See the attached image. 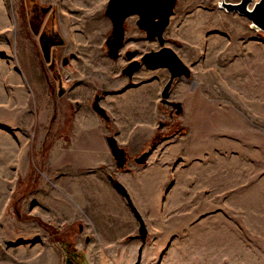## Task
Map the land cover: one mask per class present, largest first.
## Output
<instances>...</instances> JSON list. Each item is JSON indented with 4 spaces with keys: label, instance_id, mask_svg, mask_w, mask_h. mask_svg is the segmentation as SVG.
Listing matches in <instances>:
<instances>
[{
    "label": "rangeland",
    "instance_id": "rangeland-1",
    "mask_svg": "<svg viewBox=\"0 0 264 264\" xmlns=\"http://www.w3.org/2000/svg\"><path fill=\"white\" fill-rule=\"evenodd\" d=\"M217 2L177 0L163 33L164 44L191 57L188 65L197 88L191 98L202 112L191 119L194 127L182 125L183 114L158 133L201 138L205 148L196 176L199 184L190 192L174 171L168 180L174 177L175 185L167 193H137L141 203L149 204L150 197L155 202L147 212L157 231L147 229L145 242L162 245L164 255L153 257V264H264V33ZM106 3L0 0V264H30L34 237L59 255L64 248L60 264H81L65 254L74 248L83 225L71 213L72 206L80 211L76 200L61 190L69 208L60 219L45 217L40 208L45 196H58L52 192L50 185L56 182L48 169H53L49 156L56 137L70 133L65 130L72 117L66 92L104 88L103 81L120 75L128 59L126 47L136 55L160 47L133 24L137 33L125 37L117 58L108 56L105 39L111 23L104 14ZM136 17L132 14L126 21L132 24ZM148 72L162 82L168 75L165 68ZM192 100L186 98L185 104L189 107ZM180 164L174 161L172 166L178 169ZM91 184L97 195L104 192L97 178ZM58 219L64 223L56 224ZM167 229L173 235H166ZM136 257L115 260L133 264Z\"/></svg>",
    "mask_w": 264,
    "mask_h": 264
},
{
    "label": "crops",
    "instance_id": "crops-1",
    "mask_svg": "<svg viewBox=\"0 0 264 264\" xmlns=\"http://www.w3.org/2000/svg\"><path fill=\"white\" fill-rule=\"evenodd\" d=\"M106 20L110 22L108 18ZM126 23L124 37L129 34L135 35L137 32L133 28V23L127 21ZM209 43H206V47ZM173 50L187 65L191 63L189 61L191 57L186 50ZM162 84L159 77H154L152 72L144 69L135 70L131 81L122 75L103 81L102 85L108 92L101 97L100 104L109 116V125L89 106L90 96L95 87L92 92L88 90L86 94H80L74 89L66 92L65 100L72 109V117L68 123L69 129L65 127V130L66 132L70 130V133H60L61 135L56 137L54 152L49 156L53 169H48V172L56 182L50 186L52 192L58 196H45L44 203L40 202V208L41 214L45 217L60 219L65 216L64 210L69 208L61 192L65 190L64 194L68 192L76 200L80 211L72 206L71 213L80 217L83 225H79L80 233L76 235L74 248L71 251L65 249V254L74 260H80L81 264H117L116 257L137 256L139 249L138 264H153V257L164 255L162 245L159 248L158 245L156 247L146 242L142 243L137 237V220L125 198L114 188L110 177L126 188L136 209L141 210L143 217L147 218L144 224L150 233L157 230L147 209H154L155 202H152L150 197L149 204L141 203L137 196L138 191L142 189L148 193L153 190L167 193L175 185L174 177L173 180H168L174 171L177 172L176 177L178 175L180 179L179 183L184 181L185 192H190V187L197 183L196 176L201 170L200 161L204 157L205 148L202 147L201 138L165 137L150 150L143 164L128 161V169L116 166L105 140V136L111 132L118 145L124 147L130 155L138 154L154 133L158 120L166 117L159 103ZM194 87L188 90L184 82H178L174 97L185 102L186 98L192 100L191 96H196L197 88ZM185 111L187 116L184 117V123L189 128L194 127L191 119L201 116L200 103L192 100L189 107L185 104ZM174 161L181 163L178 169L177 165L172 166ZM94 178L102 184L104 190L102 194L95 193L96 185L91 184ZM70 189H77L79 193L73 195ZM59 219L54 222L56 224L61 222ZM173 233L172 231L168 233L167 229L166 235L171 236ZM128 235L131 237L129 241L125 239ZM169 236H166V239ZM29 250L30 264H60L64 258L62 246L59 255L52 245L44 247L41 239L35 237L29 245ZM96 257L99 258L97 262L93 259ZM105 258H113V262L108 263ZM154 264H159V261Z\"/></svg>",
    "mask_w": 264,
    "mask_h": 264
},
{
    "label": "water",
    "instance_id": "water-1",
    "mask_svg": "<svg viewBox=\"0 0 264 264\" xmlns=\"http://www.w3.org/2000/svg\"><path fill=\"white\" fill-rule=\"evenodd\" d=\"M175 2L176 0H107L104 9V14L109 18L112 25L111 32L105 39L107 54L111 58H117L119 54L124 38V21L128 15H138L135 23L145 32L146 38L149 40L157 39L159 42L160 47L158 49L145 51L139 59L132 58V50H126L125 55L130 60L122 67L121 72L130 78L141 62L148 68L166 67L169 71V79L161 90L162 101H166L168 89L174 77H187L190 74L188 65L181 60L170 46L164 44L163 32L168 24ZM217 5L225 11H235L245 16L249 20L250 28L264 33V0H219ZM172 105L177 107V112L180 110L178 102H172ZM92 108L105 119L108 118V114L98 102V95H95L93 99ZM106 142L116 166L122 167L126 160L124 149L117 144L112 135L106 136ZM146 155V151L140 153L134 157V162L137 164L144 163ZM110 180L114 188L125 198L134 218L137 220V236L144 243L147 229L142 216L132 203L126 188L113 177H110ZM139 261L140 249L133 264H138Z\"/></svg>",
    "mask_w": 264,
    "mask_h": 264
},
{
    "label": "flooded vegetation",
    "instance_id": "flooded-vegetation-1",
    "mask_svg": "<svg viewBox=\"0 0 264 264\" xmlns=\"http://www.w3.org/2000/svg\"><path fill=\"white\" fill-rule=\"evenodd\" d=\"M219 1V0H218ZM176 2H177V0H176ZM176 2H175V5H176ZM218 3V2H217ZM175 7V6H174ZM174 9V8H173ZM132 15V14H131ZM134 15H136V14H134ZM171 15V14H170ZM106 16V15H105ZM130 15H128L127 17H129ZM137 17H138V15H136ZM107 17V16H106ZM127 17H126V19H127ZM137 17L133 20V24L137 27V30H139L140 32H143L144 33V35H145V32L142 30V29H140L137 25H136V19H137ZM170 17V16H169ZM108 18V17H107ZM109 19V18H108ZM126 19H125V21H124V33H125V30H126V28H127V23H126ZM111 22V21H110ZM169 22V21H168ZM167 26V25H166ZM111 27H112V25H111ZM165 30V29H164ZM110 32H111V30H110ZM164 33V32H163ZM110 34V33H109ZM109 34H108V36H109ZM107 36V37H108ZM163 36H164V34H163ZM106 37V38H107ZM145 38H146V35H145ZM147 39V38H146ZM149 40V39H148ZM154 40V39H153ZM157 40V39H156ZM164 40H165V38H164ZM124 41H125V37L123 38V43H122V46H123V44H124ZM106 45V44H105ZM166 45V44H165ZM121 46V47H122ZM168 46V45H167ZM121 49V48H120ZM128 49H130V50H132L133 51V57L132 58H136V59H139L140 58V56L142 55V53H144L145 51H143L141 54H139V55H136V53H135V50L133 49V48H129V47H126L124 50H123V53H124V55H125V51L126 50H128ZM158 49V48H157ZM150 50H154V49H150ZM146 51H149V50H146ZM106 52H107V49H106ZM120 52V51H119ZM108 55V54H107ZM119 55V54H118ZM126 56V55H125ZM118 57V56H117ZM127 57V56H126ZM128 58V57H127ZM130 60V58H128L127 59V61L121 66V69H122V67L128 62ZM184 62V61H183ZM185 63V62H184ZM186 64V63H185ZM187 65V64H186ZM141 67H145V69L148 71V70H152V69H154V68H148L146 65H144L142 62H141V64H140V66L136 69V70H140L141 69ZM189 67V66H188ZM156 68H165L167 71H168V69L166 68V67H156ZM190 69V68H189ZM168 73V75H167V78H166V80L163 82V84H162V86H161V89H160V92H159V103H160V106H161V110H162V113L164 114V115H166V117L168 118L166 121L165 120H162V119H160V120H158V122H157V126H156V129H157V132L159 131V129L161 128H166V127H172L171 125H172V120L174 119V117H178V116H180V115H183V114H185L184 116H182V120L184 121V117L185 116H187V113H186V111H185V101L183 100V99H179V98H175L174 96H175V92H176V86H177V84H178V82H184V81H186V84H188V90L189 89H192L195 85H196V80H194V79H191V70H190V74H189V76H187V77H181V76H178V77H174L172 80H171V84H170V87H169V89H168V95H167V97H166V101H162V97H161V90H162V88H163V86H164V84L168 81V79H169V71L167 72ZM120 75H122V76H126L127 78H128V80H130L131 81V78H132V75H131V77L129 78L127 75H125V74H123L122 72L120 73ZM153 76L154 77H158L157 75H155V74H153ZM108 92V90H106V89H104V88H101V89H99V91H95L94 93H93V97H92V100H91V108H92V102H93V99H94V97H95V95H98V102H99V104H100V99H101V97L104 95V94H106ZM172 102H178L179 103V107H180V110L177 112L176 111V109H177V107H175V106H173L172 105ZM101 105V104H100ZM102 106V105H101ZM103 107V106H102ZM104 108V107H103ZM92 110L96 113V114H98L93 108H92ZM105 110V109H104ZM106 111V110H105ZM107 113V112H106ZM101 118H103L104 120H105V122H106V124L107 125H109V116H108V118L107 119H105L104 117H102L100 114H98ZM172 119V120H171ZM169 121H171V122H169ZM183 126H187L186 125V123H184L183 122V124H182ZM177 131H179V129L177 130ZM177 131L175 132V133H177ZM155 133V132H154ZM154 133L152 134V136L154 135ZM108 135H110V134H108ZM112 135V134H111ZM107 136V135H106ZM106 136H105V140H106ZM113 136V135H112ZM152 136L150 137V139L152 138ZM165 137H169V135H164L160 140H162L163 138H165ZM115 138V137H114ZM150 139H149V141L145 144V146L143 147V149L138 153V154H136V155H130L128 152H127V150L124 148V147H122V146H120V147H122L123 149H124V151H125V157H126V160H125V165L127 166V162L128 161H133L134 162V157L135 156H138L140 153H142V152H144V151H146L147 152V155L149 154V152H150V150L160 141H158L155 145H153L152 147H150L149 148V150H146L145 149V147L149 144V142H150ZM118 144V143H117ZM147 155H146V157H147ZM146 160V159H145ZM135 163V162H134ZM135 164H137V163H135ZM143 164V163H142ZM139 165V164H138ZM128 168V167H127ZM138 234V233H137ZM136 234V235H137ZM147 236V235H146ZM138 237V236H137ZM139 238V237H138Z\"/></svg>",
    "mask_w": 264,
    "mask_h": 264
},
{
    "label": "trees",
    "instance_id": "trees-1",
    "mask_svg": "<svg viewBox=\"0 0 264 264\" xmlns=\"http://www.w3.org/2000/svg\"><path fill=\"white\" fill-rule=\"evenodd\" d=\"M165 134H160L157 131L154 133V135L152 136V138L150 139L149 144L145 147L146 150H149L150 147H152L153 145H155ZM121 169H128L127 166L124 164L122 167H120ZM38 222L40 224H47L44 223L43 221H41L40 219H37ZM62 245V244H61ZM64 245V244H63Z\"/></svg>",
    "mask_w": 264,
    "mask_h": 264
}]
</instances>
